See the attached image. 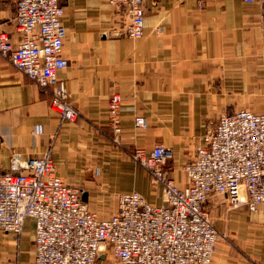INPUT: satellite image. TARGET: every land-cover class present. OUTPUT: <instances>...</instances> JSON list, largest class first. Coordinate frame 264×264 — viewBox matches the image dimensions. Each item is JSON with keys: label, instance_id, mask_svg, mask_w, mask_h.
I'll return each mask as SVG.
<instances>
[{"label": "crops", "instance_id": "obj_1", "mask_svg": "<svg viewBox=\"0 0 264 264\" xmlns=\"http://www.w3.org/2000/svg\"><path fill=\"white\" fill-rule=\"evenodd\" d=\"M65 28L57 71L78 109L62 121L50 95L0 57V171H16L30 156L49 153L56 173L82 189L88 207L106 217L120 193L137 191L163 205L162 190L130 160L135 148L172 149L165 170L180 185L196 141L225 112H264V8L242 0H145L143 35L123 33L127 8L108 0H61ZM15 0H0V24L15 47ZM121 97L122 133L111 139L107 106ZM145 118L136 127L134 118ZM227 238L216 243L210 264H264V210L230 208L211 195L205 203ZM116 260L102 254L96 264ZM34 221L15 237L0 231V262L33 264ZM114 264H117L116 262ZM119 264V263H118Z\"/></svg>", "mask_w": 264, "mask_h": 264}, {"label": "built area", "instance_id": "obj_2", "mask_svg": "<svg viewBox=\"0 0 264 264\" xmlns=\"http://www.w3.org/2000/svg\"><path fill=\"white\" fill-rule=\"evenodd\" d=\"M127 8L123 33L143 35L145 0H108ZM256 2L264 8V0ZM61 0H15L12 18L20 34L11 45L0 24V57L50 95L49 107L62 121L78 109L57 71L67 66L62 47L65 28ZM121 97L112 93L107 106L111 139L122 133ZM145 127V118H134ZM130 159L162 190L163 205L146 201L137 191L117 197L115 212L103 217L82 200V189L65 183L49 153L30 156L16 171H0V231L17 237L26 218L34 221L33 264H96L107 250L119 264H210L215 245L226 239L205 206L213 194L232 208L264 210V112H225L199 138L194 157L184 165L180 185L165 170L172 149L157 143L147 153L135 148ZM0 264H17L0 262Z\"/></svg>", "mask_w": 264, "mask_h": 264}, {"label": "rangeland", "instance_id": "obj_3", "mask_svg": "<svg viewBox=\"0 0 264 264\" xmlns=\"http://www.w3.org/2000/svg\"><path fill=\"white\" fill-rule=\"evenodd\" d=\"M130 160H131V159H130ZM131 161H132V160H131ZM132 162H133V161H132ZM146 175H147V174H146ZM230 208H232V207L230 206ZM239 208H240V207H239ZM232 209H238V208H232ZM207 210H208V209H207ZM208 212H209V211H208ZM209 214H210V213H209ZM210 217H211V216H210ZM211 220H212V217H211ZM212 222H213V220H212ZM213 223H214V222H213ZM214 225H215V224H214ZM217 229H218V228H217ZM218 231H220L221 233H223V231H221V230H219V229H218ZM223 234H225V233H223ZM225 236H226V234H225ZM226 238H227V236H226ZM105 252H106V253H109L107 250H106ZM109 254H110V253H109ZM110 255H111V254H110ZM108 262L114 264L116 261L114 262L113 259L111 258V259L108 260ZM116 263L118 264V262H116Z\"/></svg>", "mask_w": 264, "mask_h": 264}, {"label": "water", "instance_id": "obj_4", "mask_svg": "<svg viewBox=\"0 0 264 264\" xmlns=\"http://www.w3.org/2000/svg\"><path fill=\"white\" fill-rule=\"evenodd\" d=\"M82 199H84V195L82 196Z\"/></svg>", "mask_w": 264, "mask_h": 264}]
</instances>
